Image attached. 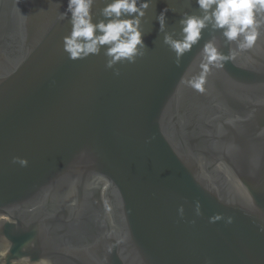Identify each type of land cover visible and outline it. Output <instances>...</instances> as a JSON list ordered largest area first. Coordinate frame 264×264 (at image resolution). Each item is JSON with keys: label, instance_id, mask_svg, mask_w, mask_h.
Returning a JSON list of instances; mask_svg holds the SVG:
<instances>
[{"label": "water", "instance_id": "95a60500", "mask_svg": "<svg viewBox=\"0 0 264 264\" xmlns=\"http://www.w3.org/2000/svg\"><path fill=\"white\" fill-rule=\"evenodd\" d=\"M66 3L0 0V264H264V28L243 52L216 34L200 94L207 31L177 67L155 21L195 0H155L119 76L67 58Z\"/></svg>", "mask_w": 264, "mask_h": 264}, {"label": "clouds", "instance_id": "9594fccd", "mask_svg": "<svg viewBox=\"0 0 264 264\" xmlns=\"http://www.w3.org/2000/svg\"><path fill=\"white\" fill-rule=\"evenodd\" d=\"M153 4L155 0H67L65 10L59 14V19H66L70 25L69 32L61 38L67 58L84 60L102 53L105 69L119 76L117 65L134 64L146 56L149 48L143 39L146 32L142 21ZM195 4L197 13H180L178 31L169 30L167 23L166 14L175 12L174 8L166 5L156 13L155 21L158 36L162 34V43L174 53L177 67L207 31L209 39L201 49L200 71L183 81L185 87L203 94L210 72L222 68L231 58L220 51L216 34L241 52L253 49L264 28V0H195ZM94 6L98 7V19H94ZM11 163L27 167L29 162L26 157L13 156ZM179 211L183 213L182 206ZM216 218L221 217L217 214Z\"/></svg>", "mask_w": 264, "mask_h": 264}]
</instances>
